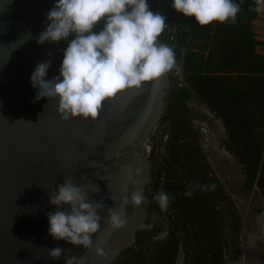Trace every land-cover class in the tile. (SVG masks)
<instances>
[{
  "label": "water",
  "instance_id": "1",
  "mask_svg": "<svg viewBox=\"0 0 264 264\" xmlns=\"http://www.w3.org/2000/svg\"><path fill=\"white\" fill-rule=\"evenodd\" d=\"M56 2L0 0V264H65L71 257L80 264H111L119 251L131 246L133 231L145 219L141 205L129 204L126 225L114 229L107 209L118 210L125 196L149 184L140 151L161 117L166 74L121 90L103 103L94 119L63 121L55 99L33 102L38 89L30 76L36 65L50 60L44 79L58 76L63 50L74 38L37 44ZM103 26L101 20L93 31ZM29 33L31 39L23 43ZM68 179L106 205L98 212L100 229L88 248L54 240L47 231L46 213L57 210L49 203V192ZM55 247L64 254L52 260L49 250Z\"/></svg>",
  "mask_w": 264,
  "mask_h": 264
},
{
  "label": "trees",
  "instance_id": "2",
  "mask_svg": "<svg viewBox=\"0 0 264 264\" xmlns=\"http://www.w3.org/2000/svg\"><path fill=\"white\" fill-rule=\"evenodd\" d=\"M257 1L235 0L241 11L234 23L200 26L176 12L172 0H148L153 12L159 6L169 10L167 30L157 39L174 49L180 67L179 74H166L160 136L155 140L151 134L146 142L150 202L160 211L156 194L163 190L173 197L164 211L182 244L184 264L234 262L241 229L235 205L201 148V127L192 124L190 102L221 124L219 147L239 166L238 190L258 194L262 208L256 212L264 232V56L254 52L259 44L251 28ZM204 185L215 188L204 190ZM189 189L191 197L184 195Z\"/></svg>",
  "mask_w": 264,
  "mask_h": 264
},
{
  "label": "clouds",
  "instance_id": "3",
  "mask_svg": "<svg viewBox=\"0 0 264 264\" xmlns=\"http://www.w3.org/2000/svg\"><path fill=\"white\" fill-rule=\"evenodd\" d=\"M171 7L193 18L200 26L213 21L234 23L241 11L235 0H172ZM46 20L47 27L38 34L37 44L67 40L70 35L74 38L63 50L58 76L44 79L50 60L36 65L30 76L31 85L38 89L33 102L41 98L55 99L63 121L76 117L94 119L103 103L121 90L139 88L143 82L158 79L173 70L180 72L174 49L157 39L166 27V17L150 10L148 0H57L46 14ZM101 20L103 29L94 32V26ZM22 39L26 42L31 34H25ZM202 188L211 190L215 185ZM192 194L191 189L184 193L188 197ZM153 199L163 210L173 197L161 190ZM101 201L91 199L83 187L71 179L64 180L49 192V203L57 210L46 213L48 233L54 240L90 247L91 237L100 229L102 217L98 212L106 208ZM144 203L147 199L143 189L138 188L122 199L118 210L107 209L108 223L114 229L124 227L127 223L125 207L129 204L139 207ZM96 251L104 255L102 249ZM62 254L64 250L60 247L49 250L52 260L60 259ZM65 264H80V261L71 257Z\"/></svg>",
  "mask_w": 264,
  "mask_h": 264
},
{
  "label": "rangeland",
  "instance_id": "4",
  "mask_svg": "<svg viewBox=\"0 0 264 264\" xmlns=\"http://www.w3.org/2000/svg\"><path fill=\"white\" fill-rule=\"evenodd\" d=\"M188 108L192 124L206 126L201 130L202 135L199 140L201 148L213 173L235 205L241 221L240 235L237 241L240 255L234 262H227L226 264H262L264 260L263 230L260 221L261 215L256 212L262 207L259 196L257 193L247 195L238 190L242 179L239 166L230 155L222 152L219 147L223 130L221 124L214 121V119H210L202 106L190 102ZM162 128L163 125L155 126L152 132L155 140H158ZM140 152L146 167L145 157L149 152L147 144L143 145ZM159 212L167 219L164 209L160 208Z\"/></svg>",
  "mask_w": 264,
  "mask_h": 264
},
{
  "label": "flooded vegetation",
  "instance_id": "5",
  "mask_svg": "<svg viewBox=\"0 0 264 264\" xmlns=\"http://www.w3.org/2000/svg\"><path fill=\"white\" fill-rule=\"evenodd\" d=\"M142 189L147 199V203L141 205L145 219L133 231L131 246L119 251L111 264H184L180 240L172 233L167 219L150 202L149 186Z\"/></svg>",
  "mask_w": 264,
  "mask_h": 264
},
{
  "label": "crops",
  "instance_id": "6",
  "mask_svg": "<svg viewBox=\"0 0 264 264\" xmlns=\"http://www.w3.org/2000/svg\"><path fill=\"white\" fill-rule=\"evenodd\" d=\"M251 28L254 39L259 44L254 47V52L264 56V0L257 1L256 17L251 23ZM259 214L261 215V213Z\"/></svg>",
  "mask_w": 264,
  "mask_h": 264
},
{
  "label": "built area",
  "instance_id": "7",
  "mask_svg": "<svg viewBox=\"0 0 264 264\" xmlns=\"http://www.w3.org/2000/svg\"><path fill=\"white\" fill-rule=\"evenodd\" d=\"M157 12L158 13H161L162 15H164L165 17H166V27H165V29L164 30H167V20H168V17H169V10L168 9H166L165 7H163V6H159L158 7V9H157ZM204 111H205V113H206V115H208V117L210 118V119H214L213 117H212V115H210L204 108H202ZM214 121H217V120H215L214 119ZM218 122V121H217ZM200 127H201V130L203 129V128H206V126L205 125H200ZM221 138L223 139L224 138V134H223V130H222V135H221ZM221 149V148H220ZM222 150V152H224L223 151V149H221ZM225 153V152H224Z\"/></svg>",
  "mask_w": 264,
  "mask_h": 264
}]
</instances>
